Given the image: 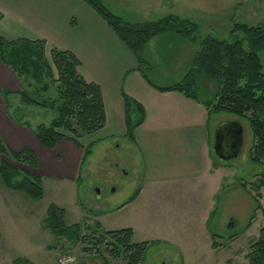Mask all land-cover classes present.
<instances>
[{
  "label": "crops",
  "instance_id": "obj_1",
  "mask_svg": "<svg viewBox=\"0 0 264 264\" xmlns=\"http://www.w3.org/2000/svg\"><path fill=\"white\" fill-rule=\"evenodd\" d=\"M0 14L3 38L44 39L46 51L52 46L69 50L79 61L80 75L100 86L105 124L98 131L81 137L80 144H94L103 138H112L115 142L117 136H121L126 140L123 143H128L138 155V158L131 157V163H139L142 167L136 186H132L133 177L132 180H120L121 187L126 190H122L123 197L113 209L121 215L118 226L131 228L133 241L163 240L180 250V240L192 236L190 222L193 217L175 209L179 206L176 200L182 199L189 205L196 203V207L204 206L202 211L197 210L195 222L198 227L209 223L219 191L232 185L230 174L233 169L226 164L231 159L221 161L212 155L213 130L222 122L238 121L243 126L244 138L242 122L221 119L211 132L204 100L155 87L179 81L190 68L192 59L178 56L175 69L180 71L164 70L158 79L146 72L145 78L135 68L134 54L82 0H0ZM153 39L141 51L146 64L145 53L155 43ZM0 78L9 83L8 89L2 85L0 89L11 92L20 89L17 76L1 61ZM123 95L140 104L144 111L143 120L134 128L132 137L127 135ZM0 134L13 150L30 147L38 156L37 152L51 149L50 163L57 178L79 179L91 154L81 163L83 149L69 140H60L53 148L43 147L29 129L9 118L1 94ZM65 152L66 157L62 160ZM119 155L124 160L123 153ZM122 174L128 176L125 169ZM94 219L101 224L97 216ZM217 238L219 235L214 239Z\"/></svg>",
  "mask_w": 264,
  "mask_h": 264
},
{
  "label": "rangeland",
  "instance_id": "obj_2",
  "mask_svg": "<svg viewBox=\"0 0 264 264\" xmlns=\"http://www.w3.org/2000/svg\"><path fill=\"white\" fill-rule=\"evenodd\" d=\"M101 1L110 11L133 23L154 21L169 14L188 18L198 24V31L195 33L197 41L207 35L229 40L228 33L234 22L256 25L264 20V0ZM153 38L151 39L155 40V43L149 52L145 53V57L146 71L155 79L163 76L161 72L164 70L176 68V57L182 56L190 60L195 54L196 45L173 31ZM198 77L197 96L212 103L218 87L217 82L205 75ZM1 85L7 88L9 83L0 78ZM11 99L13 102L18 100L17 97ZM15 115L18 119H27L32 125H36L48 123L52 112L41 107L29 106L24 113L19 114L15 111ZM227 118L238 119L244 125L241 151L236 158L226 162L233 166L230 174L232 185L219 191L216 204L212 208L215 212L205 228L198 227L195 222L197 210L202 211L204 206L196 207V203L189 205V202L177 199L179 206L174 208L193 217L190 222L193 228L192 236L180 240L182 244L180 250L167 241L148 240L149 246L141 264L247 263L246 253L249 251V245L256 239L260 227L264 225V185L259 189L261 209H254L252 198L257 192L252 182L264 175V159L263 165H256L250 160L249 151L253 136L246 118L222 111L212 112L209 115L211 132L217 121ZM25 128L29 129L26 126ZM3 141L5 142L4 139ZM123 141L126 142L123 137L117 136L115 142L112 138H103L94 144L89 143L92 144V151L85 162L82 176L77 180L70 177H55L49 158L51 149L37 152L38 166L30 171L38 173L41 178L43 196L40 199H30L24 192L9 189L0 179V264H58V256L63 253L73 256L75 264H102L103 259L109 264H124L120 257H113L104 244L95 243L96 239L92 232L94 229L97 232L101 228L120 229L118 223L121 221V215L113 211L124 194L120 180L125 178L132 180L133 177V187L140 181L142 167L139 163L133 165L130 160L131 157L138 158V155ZM82 146L85 147L86 144ZM119 153H123L124 160ZM211 153L217 159L213 149ZM65 157L66 152L63 153L62 160ZM11 163L17 168H27L21 163ZM124 169L128 176L122 174ZM241 182L245 183L244 187L241 186ZM50 203L64 209L66 224L85 223L87 227L81 228V234L85 237L83 241L68 235L55 236L42 226ZM175 204L176 202L174 206ZM253 211L256 216L246 228ZM96 216L101 221L100 229L95 226V222H99L94 219ZM231 220L234 223H231ZM211 232L219 235V238L214 239L217 247L211 245ZM234 232L238 233L236 238L226 242L227 236Z\"/></svg>",
  "mask_w": 264,
  "mask_h": 264
},
{
  "label": "trees",
  "instance_id": "obj_3",
  "mask_svg": "<svg viewBox=\"0 0 264 264\" xmlns=\"http://www.w3.org/2000/svg\"><path fill=\"white\" fill-rule=\"evenodd\" d=\"M88 4L134 54L135 68L147 78L146 61L141 51L147 42L159 35L173 31L196 45L191 65L185 75L168 86H155L159 90H175L185 96H197V77L205 75L217 82L214 100H204L207 113L227 112L246 118L249 122L253 142L249 157L254 164L264 159V20L256 25L234 22L228 33L229 40L207 35L197 41L195 33L198 24L188 18L169 14L154 21L129 22L110 11L101 0H82ZM1 17V14H0ZM0 61L17 76L20 89L11 92L0 89L9 118L28 127L39 143L45 148H53L60 140H69L83 149L81 163L91 153L92 144L83 147L79 138L94 133L105 124V110L100 86L87 81L77 70L79 61L69 50L54 46L46 51L44 39H5L0 35ZM18 98V103L12 101ZM127 135L132 137L134 128L144 116L140 104L123 95ZM29 106L41 107L52 112L48 123L32 125L27 119H18L15 111L24 113ZM11 162L24 164L27 168H17ZM38 166L37 156L30 147L11 149L0 135V179L9 189L24 192L30 199L43 196L39 175L30 171ZM254 209H261L259 189L264 185V175L252 182ZM242 187L245 183H240ZM136 193V192H135ZM135 193L132 195L134 197ZM131 197V199H132ZM254 211L248 218L246 228L255 218ZM42 226L55 236L68 235L84 240L81 228L85 223H65V211L54 203L46 210ZM99 229L100 222H95ZM95 243L104 244L113 257H120L124 264H141L149 246L148 241H133L131 228L92 231ZM81 234V235H80ZM212 246L217 247L214 241ZM237 232L230 233L227 240ZM246 264H264V225L256 239L249 245ZM102 264H109L105 259Z\"/></svg>",
  "mask_w": 264,
  "mask_h": 264
},
{
  "label": "water",
  "instance_id": "obj_4",
  "mask_svg": "<svg viewBox=\"0 0 264 264\" xmlns=\"http://www.w3.org/2000/svg\"><path fill=\"white\" fill-rule=\"evenodd\" d=\"M226 141V143H224ZM243 142V126L238 121L222 122L213 133L212 149L218 160L235 158ZM231 223H234L231 220Z\"/></svg>",
  "mask_w": 264,
  "mask_h": 264
},
{
  "label": "built area",
  "instance_id": "obj_5",
  "mask_svg": "<svg viewBox=\"0 0 264 264\" xmlns=\"http://www.w3.org/2000/svg\"><path fill=\"white\" fill-rule=\"evenodd\" d=\"M58 264H75V259L69 253H63L58 256Z\"/></svg>",
  "mask_w": 264,
  "mask_h": 264
},
{
  "label": "flooded vegetation",
  "instance_id": "obj_6",
  "mask_svg": "<svg viewBox=\"0 0 264 264\" xmlns=\"http://www.w3.org/2000/svg\"><path fill=\"white\" fill-rule=\"evenodd\" d=\"M224 143H226V141Z\"/></svg>",
  "mask_w": 264,
  "mask_h": 264
}]
</instances>
